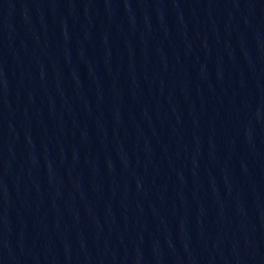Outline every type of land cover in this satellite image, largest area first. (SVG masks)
<instances>
[{
    "label": "water",
    "instance_id": "water-1",
    "mask_svg": "<svg viewBox=\"0 0 264 264\" xmlns=\"http://www.w3.org/2000/svg\"><path fill=\"white\" fill-rule=\"evenodd\" d=\"M225 0H0V264H80Z\"/></svg>",
    "mask_w": 264,
    "mask_h": 264
}]
</instances>
